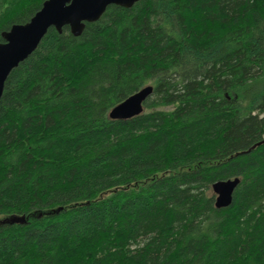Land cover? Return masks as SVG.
I'll list each match as a JSON object with an SVG mask.
<instances>
[{
  "label": "trees",
  "instance_id": "16d2710c",
  "mask_svg": "<svg viewBox=\"0 0 264 264\" xmlns=\"http://www.w3.org/2000/svg\"><path fill=\"white\" fill-rule=\"evenodd\" d=\"M45 1L0 0V43ZM147 86L141 115L109 118ZM0 264H264V0L50 29L0 100Z\"/></svg>",
  "mask_w": 264,
  "mask_h": 264
},
{
  "label": "water",
  "instance_id": "95a60500",
  "mask_svg": "<svg viewBox=\"0 0 264 264\" xmlns=\"http://www.w3.org/2000/svg\"><path fill=\"white\" fill-rule=\"evenodd\" d=\"M142 0H46L42 8L22 25H14L2 33L4 43H0V100L10 73L27 60L38 48L48 30L53 28L59 34L69 27L73 36H80L86 24L99 21L108 7L132 8ZM153 87L147 86L124 102L115 106L109 113L112 120H127L143 113L144 102L152 95ZM240 179L219 181L213 184L217 209L232 204L233 194ZM11 223L24 222V218L13 217Z\"/></svg>",
  "mask_w": 264,
  "mask_h": 264
},
{
  "label": "bare ground",
  "instance_id": "6f19581e",
  "mask_svg": "<svg viewBox=\"0 0 264 264\" xmlns=\"http://www.w3.org/2000/svg\"><path fill=\"white\" fill-rule=\"evenodd\" d=\"M64 28H66V27H64ZM64 28H63V29H64ZM67 28H69V27H67ZM51 29H53V28H51ZM49 30H50V29H49ZM49 30H48V31H49ZM47 33H48V32H47ZM46 35H47V34H46ZM46 35H45V36H46ZM42 40H43V39H42ZM2 43H4V42H2ZM39 45H40V44H39ZM38 47H39V46H38ZM215 202H216V200H215Z\"/></svg>",
  "mask_w": 264,
  "mask_h": 264
}]
</instances>
